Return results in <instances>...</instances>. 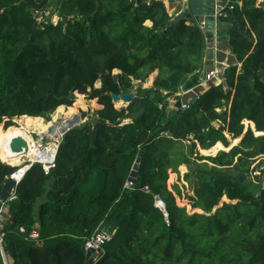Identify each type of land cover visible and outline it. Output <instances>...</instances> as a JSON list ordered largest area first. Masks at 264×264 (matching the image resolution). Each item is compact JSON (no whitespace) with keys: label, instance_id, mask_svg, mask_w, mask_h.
Wrapping results in <instances>:
<instances>
[{"label":"trees","instance_id":"16d2710c","mask_svg":"<svg viewBox=\"0 0 264 264\" xmlns=\"http://www.w3.org/2000/svg\"><path fill=\"white\" fill-rule=\"evenodd\" d=\"M164 1L0 0V125L77 111L75 93L100 105L95 122L63 137L49 174L35 164L19 184L5 245L13 264H90L84 243L102 224L116 229L97 264H264V190L240 181L255 160L264 165V135L245 133L246 121L264 133V2L229 3L221 22L238 25L222 35L240 66L190 109L168 113V97L198 85L206 36L190 13L169 26ZM51 7L58 24L39 23L37 13ZM155 71L138 105L115 108L113 95L130 93ZM228 136L242 140L215 157L199 155L198 146L229 148ZM137 158L138 177L128 187ZM182 166L200 212L178 206L180 188H168L170 172ZM16 171L0 161V184ZM36 225L39 242L20 233Z\"/></svg>","mask_w":264,"mask_h":264},{"label":"built area","instance_id":"2783aa9c","mask_svg":"<svg viewBox=\"0 0 264 264\" xmlns=\"http://www.w3.org/2000/svg\"><path fill=\"white\" fill-rule=\"evenodd\" d=\"M226 8L233 10V6L224 7L221 9V11L215 13V17H218L221 13L224 14V10ZM199 25L206 36V50H205V54H206L207 50L212 49L211 39L218 41L220 34L216 26L213 34H207L205 30L206 28H208V24L205 21L199 23ZM205 54L203 60L205 58ZM230 66L231 65H228L225 69L227 70ZM199 74L200 75H199L198 85L196 87L190 90L180 89L176 94H174L171 97H168L167 99L168 113L179 112V111L184 112L190 109L193 99H197L200 95L204 94L211 87H216L225 83L224 76L222 75V78L220 79V82L218 84L210 85L208 89L202 92L201 89L204 88V85L213 82L217 77V75L220 74L218 68L207 73L203 72L200 69ZM164 93H165L164 95H168V92H164ZM160 108H163V105H160ZM61 138L62 139H60V143L63 140V136ZM25 161H26L25 164L22 163V166L17 165L18 166L17 171L12 175L6 177L4 183L0 184V252L5 264H11V260H12V258L5 251V245H6V238L8 233L7 227L12 223L11 204L18 199L17 191L19 184L23 181L27 172L35 164L41 165L46 174H49L51 169H54L56 166V156L54 157L53 161L48 164L39 161H29L28 159H26ZM259 170L260 169L255 168V171H252L250 174H252L253 181H255L254 183L260 186L261 190H264V170L263 169L260 171ZM8 180H13L15 182V186L13 189H11L9 196L6 199H2L3 188ZM132 185L133 184H130L129 187H131ZM146 190L147 192H149L148 188ZM20 233L24 235H28V238L32 241L35 242L40 241V232L38 225H36L35 228H33L31 231H29L26 228H21ZM114 233H110L109 227H105L104 224H102L91 237L85 240L84 249L86 253L91 252L92 257L94 258L92 264H97L101 260V258L104 257L106 253L105 247L112 240Z\"/></svg>","mask_w":264,"mask_h":264},{"label":"rangeland","instance_id":"374dc122","mask_svg":"<svg viewBox=\"0 0 264 264\" xmlns=\"http://www.w3.org/2000/svg\"><path fill=\"white\" fill-rule=\"evenodd\" d=\"M261 2H264V0H259V3H261ZM165 6L167 7V10H168L169 14H173L176 11V8H174L175 3H173V2L170 3V5H169L168 4V1L166 0ZM58 15H59L58 14V10L55 9L54 7H51L48 11H45V12H42V13H37L36 16H37L38 22L41 23V24L44 23V22H47V23L51 22L52 24L57 25L58 22L60 21V17ZM145 25L148 26V27L152 26L151 23H150V25H148L147 23ZM222 37H225V36L223 35ZM115 73H118V72L116 71ZM157 76H158V71L152 72L149 75V77H148V79H151V82L150 83H147L146 80H143V81H134L133 82V87L130 90V93L133 92V93H135V95L137 97H139L140 90H149V89H152L153 88V85H154L153 83H154L155 79L157 78ZM219 78L220 77L218 76V80L215 81L216 84L219 83ZM96 87H100V83H98L96 85ZM163 94H165V93L163 92ZM172 101H174V100H172ZM90 102L91 101L89 99H87L86 96H83L82 95V99H80V98L76 99L74 101L73 106H72V108H74L77 111H67V110H63L66 113V115L68 116V118H70V119L63 126H61L59 128H56L57 129V132L56 133H59L60 129L62 127H64V126L71 127L72 125H74L73 118H72V113H75L77 115L75 117V120L78 121V122L80 121V119H79L78 116H81L83 118L84 124H85V122H95L96 117L94 116V114L96 113V111L98 109H100V105L98 104V102L96 100V103L99 106V108H98V106L95 108L96 103L94 105H92ZM176 103H177V101H176ZM114 105H115V108H117V109L126 108V105L123 104V103L114 104ZM66 109H69V108L66 107ZM55 115H56V113L53 114L52 121H53ZM21 119L22 118L13 119L12 120V126L11 127H20V121H21ZM43 120H44V123L45 124L52 123V121L51 122H47V120H45V119H43ZM130 121H131L130 119L127 120V121L125 120L124 123L125 122H130ZM6 122H8V120L7 119H4V121L0 125L3 128H5V130H7L6 129ZM215 125L217 126V124H215ZM247 127H249V126H247L245 124V132L247 130ZM10 128H8V129H10ZM250 128L252 129L253 127L250 126ZM29 134H30L31 137H33V139L37 143H40L41 142L43 145H49V143H51V141L48 140L43 133H40V131L31 130L29 132ZM228 138H229V142L231 143V146L229 148H225L224 146L223 147L225 149H229V150H231V148L234 146L236 140L239 141L240 139H242V138H239V139H236V140H232L230 136H228ZM236 144H238V142ZM206 151H209V150H206ZM222 151L228 152L227 150H224L223 149V150H219L216 153H212V152H210V153H203V150L198 146L199 155L200 156H203V157H215V156L218 155V153H220ZM21 160H23V159H21ZM1 162L3 163L2 157H1ZM25 162L26 161L24 159L23 163L25 164ZM4 164L10 165V166L15 167L17 169H18V166H22V164H20V165L19 164H8V163H4ZM182 167L179 168V173L178 174L171 173L170 172V174H169V180H168V183H167L168 184V188H169L170 191H173V186L174 185H177L180 188L181 193H182L181 197L178 196V195H176V200H177V205L178 206L185 207L190 214H193V213H196V212H200L199 210H194L192 208V203L188 199L189 196H193L194 195L193 186L191 184H189L188 182L185 181V175L189 172L188 167L187 166H184L183 168ZM255 168H258L260 170H262V169L264 170L263 160L261 158L255 160L253 162V164L250 167V170L248 172L249 174H247L248 175V177H247L248 180L250 182H253V183L255 181H253L252 174H250V173L252 171H255ZM223 200H225V199H223Z\"/></svg>","mask_w":264,"mask_h":264},{"label":"water","instance_id":"95a60500","mask_svg":"<svg viewBox=\"0 0 264 264\" xmlns=\"http://www.w3.org/2000/svg\"><path fill=\"white\" fill-rule=\"evenodd\" d=\"M142 1L143 0H137V3L140 4ZM176 1L182 3L184 6V9L182 12H180L178 14H174V13L172 14V16H171L172 20L169 23V26H172L174 23L185 19L186 13L193 14L196 17L197 21H200V19L203 18L204 21L208 24V28H206V30H205V32L207 34H213L215 31V26H216L218 29H220L221 33L228 36L230 34V30H229L230 27L238 25L237 22H232V23L221 22V18L224 16L223 13H221L218 17H215V13L221 11V9H222L221 4L225 0H176ZM229 1H230V3H237V4L239 3L238 0H229ZM49 24H52V23L49 22ZM146 81H147V83H149L150 79H147ZM77 95H79V94L78 93L71 94L70 98L75 101L77 99ZM112 99H113V104L123 103L126 105V107H129V106L134 107V106L138 105L140 100H141L133 92L122 95V96L113 95ZM195 101H196V99H193L192 103H195ZM143 113H144V109H142L138 114L135 115L134 120H137L138 118H140ZM94 116L97 118V116L95 114H94ZM78 117H79L80 121L78 123L72 125L68 129L64 130L63 134H62L63 137L68 132H70L71 130H73L77 127H80L81 125L84 124L83 118L81 116H78ZM101 127H102V124H96V126L94 127V131H96V132L99 131L101 129ZM249 128L250 127H247V130L245 133H247ZM252 130L254 132H256L255 125H254V129L252 128ZM92 140H93V145H94L95 144V135L92 136ZM241 140H240V142H241ZM240 142H238V144ZM238 144L234 145L231 149H233ZM23 146H25V142L22 139H17L12 144V150L14 152L19 153L20 151H22ZM59 148H60V145L58 147V150H59ZM58 150H57V153H58ZM56 157H57V154H56ZM140 163H141V159L137 158V160L134 164L133 170L131 172V176L129 177V180H128L129 185L136 183V180L138 177V172L140 169ZM243 180H245L244 185H247L250 182L248 180V178H246V176H241L240 181H243ZM129 185H127V186L129 187ZM14 186H15V182L13 180H8L6 182V184L3 188V192H2V199H6L9 196V193H10L11 189L14 188ZM224 202H228V200L225 198V200L222 201V206H223ZM156 206L159 207L160 209H162L164 212H166L165 204L160 197L156 198ZM215 212H216V210L214 211V213ZM166 216H167V214H166ZM115 229H116V225L113 224L109 227V232L114 233ZM87 259H89L90 264L93 263L94 258L92 257L91 252H87Z\"/></svg>","mask_w":264,"mask_h":264},{"label":"bare ground","instance_id":"6f19581e","mask_svg":"<svg viewBox=\"0 0 264 264\" xmlns=\"http://www.w3.org/2000/svg\"><path fill=\"white\" fill-rule=\"evenodd\" d=\"M147 24L150 25V22H147ZM217 77L213 82L205 85L209 87L210 84H215ZM78 98L82 99V95H77V99ZM90 103L92 105L95 104L94 101H91ZM55 113L56 115L54 116L52 123L49 124H45L42 118L23 116L21 117L20 127H11L10 129L5 130L2 126H0V156L2 157L3 162L20 165L23 163L24 159H28L29 161H39L47 164L51 163L56 156L63 131L69 127H62L59 133H56V128L63 126L70 119L63 110H58ZM76 116L77 115L75 113H72L74 124L78 123V121L75 120ZM245 124L254 128V124L252 122L246 121ZM31 130L40 131V133H43L46 138L51 141V143H49V145H43L41 142L37 143L29 134ZM255 133L256 135H264V133ZM17 139H22L25 142V146L22 147V151L19 153L12 150V144ZM240 140H236L235 144L240 142ZM223 149L227 151L229 150L225 149L221 143H218L209 151L203 150V153H216Z\"/></svg>","mask_w":264,"mask_h":264},{"label":"crops","instance_id":"0c3cea01","mask_svg":"<svg viewBox=\"0 0 264 264\" xmlns=\"http://www.w3.org/2000/svg\"><path fill=\"white\" fill-rule=\"evenodd\" d=\"M166 1H164L165 3ZM170 1H168V4L170 5ZM173 3H175V6L174 8H176V11L174 12V14H177V13H180V11H182L184 9V6L182 3L180 2H177L176 0L173 1ZM229 3L230 1L229 0H225L221 6L222 8L224 7H229ZM167 8V7H166ZM228 8H226L224 10V12H226ZM59 14V13H58ZM192 15V19L197 22V23H201L204 21L203 18L200 19V21H197L196 20V17ZM170 16H172V14H170ZM218 32H219V39L218 41H215L214 39H211L212 40V49L210 50H207L206 51V54H205V58L202 62V68L201 70L205 73L207 72H210L212 70H215L218 68L219 70V82H220V79L222 78V75L224 76V71H226L225 67H223V63L226 61V58L228 59V56H230V61H229V65H238V62L236 60V57L234 56L233 52H232V49L229 45V40L227 37H222V33L220 32V29H218ZM217 80H218V77H217ZM216 84V83H215ZM218 84V83H217ZM210 85H214V84H210ZM201 91L203 92V90L201 89ZM222 144V143H221ZM206 151V150H205ZM11 264H13V260H11Z\"/></svg>","mask_w":264,"mask_h":264}]
</instances>
